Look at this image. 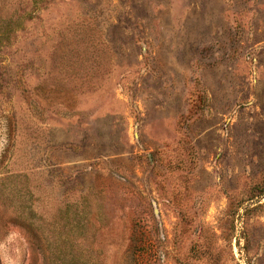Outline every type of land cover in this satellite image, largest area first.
<instances>
[{
    "label": "rangeland",
    "instance_id": "1",
    "mask_svg": "<svg viewBox=\"0 0 264 264\" xmlns=\"http://www.w3.org/2000/svg\"><path fill=\"white\" fill-rule=\"evenodd\" d=\"M0 264H264V0H0Z\"/></svg>",
    "mask_w": 264,
    "mask_h": 264
}]
</instances>
